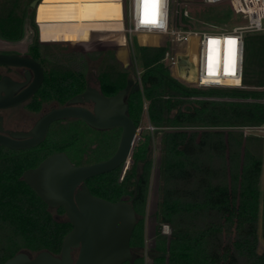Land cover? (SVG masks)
<instances>
[{
    "label": "trees",
    "instance_id": "trees-1",
    "mask_svg": "<svg viewBox=\"0 0 264 264\" xmlns=\"http://www.w3.org/2000/svg\"><path fill=\"white\" fill-rule=\"evenodd\" d=\"M32 1L0 0V40L18 43L26 36L28 26L33 30L26 53L45 71L41 86L26 108L39 113L44 105L62 106L81 94L86 78H92L60 64L50 68L43 64L35 12L45 34L54 32L57 26L59 30L63 24L65 29L57 33L81 36L80 29L85 27L69 25V0H41L35 11L30 8ZM234 16L228 5L221 13L204 14L202 19L221 26ZM104 20L102 12L95 16V23ZM165 53L164 46H139L135 56L142 67L139 83L124 70L99 78L105 96L127 90V114L137 128L146 103L155 130L141 133L132 163L122 178V167H118L88 179L87 187L93 196L113 203L131 201L136 216L130 239L133 257L125 264H143L151 142L153 136L168 128L161 141L160 202L154 219L168 225L170 233L158 235L155 228L157 240L149 251L151 264H264V252L258 249L259 230L264 241V137L246 136L232 129L264 125V33L244 38L241 88L189 85L172 76L163 62ZM108 59L99 60L101 71L113 64L114 58ZM57 123L62 124L53 123L35 148L12 150L0 146V264L20 252L31 257L41 251L59 256L63 239L72 230L63 208L51 210L25 184L24 171L59 152L78 166L106 159L93 157L97 147L89 136L108 131L70 121L54 132ZM66 132L68 136L63 138Z\"/></svg>",
    "mask_w": 264,
    "mask_h": 264
},
{
    "label": "water",
    "instance_id": "water-1",
    "mask_svg": "<svg viewBox=\"0 0 264 264\" xmlns=\"http://www.w3.org/2000/svg\"><path fill=\"white\" fill-rule=\"evenodd\" d=\"M38 0L30 3L35 10ZM1 67L24 68L32 80L17 95L8 79L0 80V110L14 107L37 92L43 81V68L38 61L16 54L0 53ZM178 79L195 83L196 67L187 54L176 56ZM7 85V87H6ZM126 90L105 96L87 85L84 92L68 101L77 105L92 103V110L78 106L53 108L42 115L28 132L3 134L0 126V146L12 150H26L39 146L50 126L64 119H78L88 127L105 131L118 128L117 148L108 159L76 166L64 153H54L37 167L23 172L22 179L51 210L63 208L72 230L62 242L59 256L41 251L34 257L17 253L3 264H125L132 260L130 239L136 225L133 206L127 201L116 203L93 196L85 181L111 172L118 167L128 169L131 155L139 140L137 128L127 114ZM1 124V118H0ZM78 249L77 256L73 252Z\"/></svg>",
    "mask_w": 264,
    "mask_h": 264
},
{
    "label": "rangeland",
    "instance_id": "rangeland-1",
    "mask_svg": "<svg viewBox=\"0 0 264 264\" xmlns=\"http://www.w3.org/2000/svg\"><path fill=\"white\" fill-rule=\"evenodd\" d=\"M69 2V6L67 7L69 25L77 26V24L80 23V18H82V25L86 27H115L116 25H118L117 20L120 17V11L118 5L114 2L107 0H69ZM180 2L181 0H170V11L173 12L174 10L176 11V13H178V5L180 4ZM227 7L228 3H225L223 5L220 4L217 6H203L199 0H192L188 7L183 9V11L187 10L189 17H184L182 20V24L187 25V28L191 27L193 29L205 28L208 27V25L218 26L217 24L215 25L206 20H203L202 16L204 14L212 15L214 13H221V11L223 9H226ZM100 12L105 14V20L104 22L98 24L95 23V16ZM177 18L178 16L176 15V21L178 20ZM244 23V18L238 15L234 16L232 20H230L228 23H225L224 25L219 24L221 26L218 27L225 29L235 25H242ZM178 24L179 20L177 21V25ZM62 25L60 26L59 30L57 26L54 32H50L47 34L42 33L40 30V38L42 41L59 42L43 44L38 41L40 44H42L39 46V53L41 54L43 64L48 68H50L53 64H60L61 66H64V68L79 72L80 74L87 77L90 76L96 86L99 85V78L101 77V75L110 77L113 76V73L115 71L120 72V70H124L123 72H127L133 82L139 83V75L142 71V67L136 60L135 56L139 46L141 45L164 46L166 47V51H169L171 49L178 54L184 52L189 53L188 43L173 44V42H170L169 38L166 36L134 34L131 36L130 40H128V44L125 45L121 34H117L115 32H112L113 34H110L104 30H94L93 32H96L95 34H92V32H90L89 34L85 33L87 38L71 35L62 36L57 33L58 31H62L63 29H65V26ZM26 29V36L18 43L10 44L0 40V53L25 54L29 45V39L32 38L33 33V30L29 28V26ZM176 29L183 28H181L180 26H176ZM193 42L194 45L191 48V55L195 61L197 58V47L195 44H197L198 39L194 38ZM97 53H103L102 57H104L105 59H110V57H113V64H109L101 71L102 68L99 69L98 63L102 57L96 56ZM133 71L135 73H133ZM169 71L172 76L176 77L174 69L170 68ZM0 73H3V69L1 68ZM146 105L147 104L145 103L144 112L146 111ZM51 107V104L44 105L39 113H33L30 116L23 108L5 112V115L9 116V124L12 123V126L16 125L18 127L16 129H27L35 124V122L44 113L48 112ZM61 125L64 124H55L53 126L55 130L54 132H59V126ZM149 126H152L150 122L146 125L145 123H143L142 119L140 127H138L141 129L140 136L144 131L153 133L148 130ZM75 129L77 128L75 127ZM232 129L242 131L246 136H262V134L255 132L254 130H250V127H236ZM167 130L168 128H164L162 130L163 132L161 131L156 136H153L151 142L152 169L146 213L144 216V248L141 252V256L143 257V264H151L149 251L152 248L154 242L157 240V236H154L155 228L158 231V235H169L170 233V227L168 225L163 223H156L154 219V215L158 209V205L160 202V196L158 194V173L163 162V148L161 145V141ZM120 133L121 131L119 129L109 130L108 132H105V134H100L97 137L95 136V134L91 133V136H89V138L93 142V145L97 147V151L93 154V157L103 159L112 155L117 147ZM67 134L68 132L62 134V137H67ZM126 170L127 168L122 169L121 178L123 177ZM263 184V180H261L262 191H264ZM165 226L167 229H164ZM163 231H165L166 233L164 234ZM258 249L259 252H264V241L261 238L260 230Z\"/></svg>",
    "mask_w": 264,
    "mask_h": 264
},
{
    "label": "built area",
    "instance_id": "built-area-1",
    "mask_svg": "<svg viewBox=\"0 0 264 264\" xmlns=\"http://www.w3.org/2000/svg\"><path fill=\"white\" fill-rule=\"evenodd\" d=\"M40 1L38 0L37 5ZM107 1L114 2L119 7L120 17L117 22L120 25L121 31L117 34L122 35L125 45L128 44V40L134 34L166 36L173 44H189L190 39H198L197 58L194 63L196 67V81L192 84L184 81L198 88H241L244 38L247 34L264 33V0H199L203 6H216L228 3L236 16L239 15L244 18V24L226 29L214 25L193 29L191 27L187 28V25H183V18L189 17L187 10L183 11V9L187 8L192 0H181L178 5V13L174 10L173 12L170 11V0H147L146 4H142L140 0ZM176 15L179 20L178 25ZM152 21L155 22L153 23ZM34 23L37 27L38 41L40 43H59L41 40L40 26L36 22V12L34 14ZM176 26H180L183 29H176ZM95 33L92 32V34ZM108 33L113 34L112 32ZM229 40H234L235 43L229 44ZM215 41L217 42L218 63L214 73H212L208 71V66L212 68L211 65L214 66V64H209L208 57L213 52L212 44ZM180 54H187L189 56L188 52ZM177 55L178 53L170 49L166 51L163 62L169 68L175 70ZM223 80L238 82V84H223L220 82ZM262 103H264V100ZM148 130L153 132L155 128L149 126ZM250 130H254L264 137V125L250 127ZM164 229H167L166 226ZM163 232L164 234L166 233L165 231Z\"/></svg>",
    "mask_w": 264,
    "mask_h": 264
},
{
    "label": "flooded vegetation",
    "instance_id": "flooded-vegetation-1",
    "mask_svg": "<svg viewBox=\"0 0 264 264\" xmlns=\"http://www.w3.org/2000/svg\"><path fill=\"white\" fill-rule=\"evenodd\" d=\"M8 54H13V53H8ZM16 55H19V56H24V57H27V58H31L29 55H27V53H25V54H16ZM31 59H33V58H31ZM35 60V59H34ZM40 64V63H39ZM41 65V64H40ZM42 66V65H41ZM0 68L1 69H3V73H0V75H1V77H0V80H2L3 78H6V79H8L9 80V82L7 83V85H9L10 83L12 84V85H10L12 88H13V95H17L20 91H22L25 87H27L28 86V84L31 82V80H32V74H30L29 73V77L27 78L26 77V72H27V70L26 69H24V68H14V67H1L0 66ZM42 68H43V66H42ZM44 71H45V69L43 68V78H44ZM43 82V81H42ZM7 85H6V87H7ZM87 85H89V86H91V87H93V88H95V89H97L101 94H102V92H101V87H100V84L98 85V86H96L94 83H93V79H88V78H86V86ZM86 86H85V88H86ZM85 90V89H84ZM126 90V89H125ZM38 91V90H37ZM127 91V90H126ZM84 92V91H83ZM82 92V93H83ZM0 94L1 95H3V92H0ZM35 94H33L28 100H26V101H24V102H22V103H20V104H18V105H16V106H14V107H11V108H7V109H4V110H0V118H1V124H0V126H1V128H2V130H3V134H5V135H8L7 133L8 132H28L32 127H33V125L32 126H30L29 128H27V129H16V128H18L16 125L15 126H12V123H8V120H9V116H7V115H5V112H8V111H14V110H16V109H19V108H23L25 111H26V113L30 116L31 114H33V112L32 111H30V110H28L27 108H26V106L28 105V103H30L31 102V100H32V98H33V96H34ZM79 95V94H78ZM77 96V95H76ZM127 96V95H126ZM126 96H125V100H126ZM75 97V96H74ZM73 97V98H74ZM72 99V98H71ZM70 99V100H71ZM69 101V100H68ZM68 101L64 104V105H62V106H57V105H55V104H51V109H53V108H60V107H65V106H78V107H83V108H86V109H88V110H92V103H82V104H77V105H72V104H68ZM50 109V110H51ZM47 113V112H46ZM45 114V113H44ZM43 114V115H44ZM70 121H77V122H80V123H83L82 121H80V120H78V119H64V120H61V122H62V124H64V123H67V122H70ZM56 123V122H55ZM84 124V123H83ZM86 125V124H85ZM87 126V125H86ZM115 129H118V128H115ZM112 130V129H111ZM120 130V129H119ZM105 131H109V130H105ZM48 133V132H47ZM118 145V144H117ZM117 148V147H116ZM116 150V149H115ZM59 153H63V152H59ZM65 154V153H64ZM66 155V154H65ZM113 155V154H112ZM112 155H110V156H112ZM67 156V155H66ZM109 156V157H110ZM109 157H107L106 159H108ZM67 158H68V156H67ZM69 159V158H68ZM106 159H104V160H106ZM69 161H70V159H69ZM103 161V160H102ZM71 162V161H70ZM72 163V162H71ZM72 164H74V163H72ZM74 165H76V164H74ZM76 166H78V165H76ZM80 166H82V165H80ZM85 184H86V181H85ZM87 185V184H86ZM59 208H61V207H59ZM57 209V208H56ZM64 211V210H63ZM64 217L66 218V216H65V214H64ZM67 219V218H66ZM77 252H78V249L77 250H75L74 252H73V258H75L76 256H77Z\"/></svg>",
    "mask_w": 264,
    "mask_h": 264
},
{
    "label": "crops",
    "instance_id": "crops-1",
    "mask_svg": "<svg viewBox=\"0 0 264 264\" xmlns=\"http://www.w3.org/2000/svg\"><path fill=\"white\" fill-rule=\"evenodd\" d=\"M140 1H141L142 4H145L143 0H140ZM79 21H80V23L77 24V26H79V27H85V28H81L80 29L81 36L82 37H85V38H87V36H86L87 33L89 34L90 32H93L94 30L95 31H101V30L103 31L104 30L106 32H115V33H118V32L121 31L119 23L115 27H113V26H111V27H94V26L86 27V26L82 25V18H80ZM141 46H143V45H141ZM147 46H154V45H147ZM142 119H143V123H145L146 125H147V123H149V119H148V116H147L146 111L143 113ZM142 119H141V121H142Z\"/></svg>",
    "mask_w": 264,
    "mask_h": 264
},
{
    "label": "bare ground",
    "instance_id": "bare-ground-1",
    "mask_svg": "<svg viewBox=\"0 0 264 264\" xmlns=\"http://www.w3.org/2000/svg\"><path fill=\"white\" fill-rule=\"evenodd\" d=\"M144 1V0H143ZM145 3V2H144ZM146 4V3H145ZM216 41H215V43H213L212 44V50H213V52L209 55V57H208V62H209V64H211V63H213L214 64V66L213 65H211V67L212 68H210V66H208V71L209 72H212V73H214V71H215V68H216V65H217V59H218V56H217V47H216ZM194 45V42H193V39H190V41H189V57H190V60L193 62V63H195L196 62V60L194 61V59L192 58V55H191V48H192V46ZM196 45V47H197V44H195ZM176 75H177V73H176ZM221 83H223V84H231V85H234V84H238V82H232V81H227V80H223V81H220Z\"/></svg>",
    "mask_w": 264,
    "mask_h": 264
},
{
    "label": "snow or ice",
    "instance_id": "snow-or-ice-1",
    "mask_svg": "<svg viewBox=\"0 0 264 264\" xmlns=\"http://www.w3.org/2000/svg\"><path fill=\"white\" fill-rule=\"evenodd\" d=\"M144 2L147 3V0H144ZM152 22L154 23L155 21H152ZM228 43H229V44H234L235 41H234V40H229ZM233 74H234V73H233Z\"/></svg>",
    "mask_w": 264,
    "mask_h": 264
}]
</instances>
